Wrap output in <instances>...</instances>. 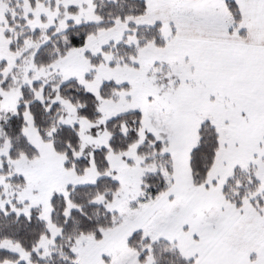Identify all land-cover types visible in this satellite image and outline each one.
<instances>
[{
	"label": "snow or ice",
	"instance_id": "6c2138e0",
	"mask_svg": "<svg viewBox=\"0 0 264 264\" xmlns=\"http://www.w3.org/2000/svg\"><path fill=\"white\" fill-rule=\"evenodd\" d=\"M0 264H264V0H0Z\"/></svg>",
	"mask_w": 264,
	"mask_h": 264
}]
</instances>
